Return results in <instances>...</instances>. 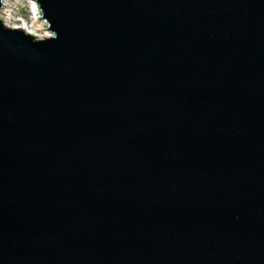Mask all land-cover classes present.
I'll use <instances>...</instances> for the list:
<instances>
[{"label": "water", "instance_id": "water-1", "mask_svg": "<svg viewBox=\"0 0 264 264\" xmlns=\"http://www.w3.org/2000/svg\"><path fill=\"white\" fill-rule=\"evenodd\" d=\"M32 3L50 36L0 19V264H264V0Z\"/></svg>", "mask_w": 264, "mask_h": 264}, {"label": "bare ground", "instance_id": "bare-ground-1", "mask_svg": "<svg viewBox=\"0 0 264 264\" xmlns=\"http://www.w3.org/2000/svg\"><path fill=\"white\" fill-rule=\"evenodd\" d=\"M12 0H4V9L1 12V20L2 22L6 25V26H10L8 24L9 22V18L11 16L10 10H9V3ZM34 0H28L29 2V6H30V14H31V21L33 24V27L30 30V27L28 26V24L23 27L26 28L27 32L30 33L33 36H36V38L38 39H42L48 36V31L46 30L44 24L39 20V9L37 4L32 3ZM33 18V19H32ZM40 21V22H39ZM44 31H46L44 33Z\"/></svg>", "mask_w": 264, "mask_h": 264}, {"label": "rangeland", "instance_id": "rangeland-1", "mask_svg": "<svg viewBox=\"0 0 264 264\" xmlns=\"http://www.w3.org/2000/svg\"><path fill=\"white\" fill-rule=\"evenodd\" d=\"M8 7L13 18L14 16L15 17L22 16V18L24 19L23 20L24 26L25 24L26 25L28 24L31 30L33 24L31 21L30 6L28 0H12L10 1ZM19 23L23 24L22 22H18L17 18H14L10 24L14 26H19L18 25ZM48 36H50V34H48Z\"/></svg>", "mask_w": 264, "mask_h": 264}, {"label": "built area", "instance_id": "built-area-1", "mask_svg": "<svg viewBox=\"0 0 264 264\" xmlns=\"http://www.w3.org/2000/svg\"><path fill=\"white\" fill-rule=\"evenodd\" d=\"M14 18H17L18 22H22V23H23V20H24V19L22 18V16H18V17H15V16H14ZM14 18H13L12 15L10 16V18H9V22H8V24L10 25L9 27H12V28H20V27L25 28V27H23V26H24V23H23V24H20V23H19V24H18L19 26H14V25L10 24ZM20 25H22V26H20ZM25 29H26V28H25Z\"/></svg>", "mask_w": 264, "mask_h": 264}]
</instances>
